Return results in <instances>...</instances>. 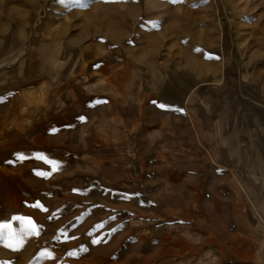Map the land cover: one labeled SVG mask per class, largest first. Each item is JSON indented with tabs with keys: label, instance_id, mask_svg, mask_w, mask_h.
Segmentation results:
<instances>
[{
	"label": "rangeland",
	"instance_id": "1",
	"mask_svg": "<svg viewBox=\"0 0 264 264\" xmlns=\"http://www.w3.org/2000/svg\"><path fill=\"white\" fill-rule=\"evenodd\" d=\"M221 100L264 112V0H0V264H264Z\"/></svg>",
	"mask_w": 264,
	"mask_h": 264
},
{
	"label": "crops",
	"instance_id": "2",
	"mask_svg": "<svg viewBox=\"0 0 264 264\" xmlns=\"http://www.w3.org/2000/svg\"><path fill=\"white\" fill-rule=\"evenodd\" d=\"M226 103V100H221L220 108L229 107L236 110V122L240 131L238 137L246 138L242 142L245 152V160L242 163L246 181L244 184L248 185V180H254L256 185L253 183V186L264 187V112L259 108H251L250 105L241 103L236 107L229 103L226 107ZM252 157L255 158L254 161L251 160ZM252 195L253 201L264 202V194L261 196L254 191Z\"/></svg>",
	"mask_w": 264,
	"mask_h": 264
},
{
	"label": "snow or ice",
	"instance_id": "3",
	"mask_svg": "<svg viewBox=\"0 0 264 264\" xmlns=\"http://www.w3.org/2000/svg\"><path fill=\"white\" fill-rule=\"evenodd\" d=\"M60 2L61 3H64L65 2V0H60ZM171 2L172 3H177V2H179V0H171ZM160 107L161 108H163V107H165L164 105H160ZM82 119V118H81ZM24 157L23 156H19L18 157V159H23ZM39 159H41V160H44L45 158L44 157H39ZM48 163H50V164H55V162L54 161H47ZM55 170V168H53V171ZM40 175H45V173H40ZM0 227H7V225H2V226H0ZM95 242V241H94ZM8 247H11V245H8Z\"/></svg>",
	"mask_w": 264,
	"mask_h": 264
}]
</instances>
